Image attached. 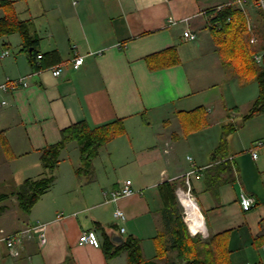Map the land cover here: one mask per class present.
Returning a JSON list of instances; mask_svg holds the SVG:
<instances>
[{
	"label": "crops",
	"instance_id": "1",
	"mask_svg": "<svg viewBox=\"0 0 264 264\" xmlns=\"http://www.w3.org/2000/svg\"><path fill=\"white\" fill-rule=\"evenodd\" d=\"M11 1L18 19L27 22L37 57L52 54L56 60L46 58V66L34 70L28 58L32 49L23 51L18 34L0 40V84L7 79L26 82L0 94L6 101L0 107V198L6 196L0 199V264H128L125 250L105 257V236L115 243L117 238L139 240L143 259L151 260L162 208L158 187L176 182L177 189H185L190 172L197 209L187 212L193 222L200 221L197 235L208 241L222 234L232 251V264H264V113L243 120V128L253 135L247 151L257 141L262 143L255 159L251 152L236 157L247 146L238 140L229 146L232 133L213 134L218 117L231 121V110L239 109L237 101L245 100L242 105L248 108L259 91L255 82L256 93L247 99L237 83L226 80L233 72L223 66L209 32L211 11L236 0ZM237 7L252 26L257 44L254 30L259 28L260 36L261 11L253 3ZM185 32L195 39H185ZM5 52L8 55L1 57ZM77 57L83 61L75 69ZM55 67L62 68L58 77L50 72ZM203 109L219 114L211 119L212 127L196 122L205 130L186 135L182 118ZM81 122L91 129L112 124L122 130L93 160L106 164L101 171L105 175L99 176L94 168L92 183L78 185L80 147L72 142L77 146V166L66 164L64 160L76 156L69 143L51 170L52 184L24 212L18 202L23 183L50 176L42 165L43 150L58 144L61 132ZM222 139L225 144L215 158ZM125 181L131 182L134 193L109 201L110 192ZM240 196L254 200L251 210L242 209ZM116 209L125 214V222L114 219ZM89 231L96 233L98 248L79 242ZM244 251L251 252L253 261L243 256Z\"/></svg>",
	"mask_w": 264,
	"mask_h": 264
},
{
	"label": "trees",
	"instance_id": "2",
	"mask_svg": "<svg viewBox=\"0 0 264 264\" xmlns=\"http://www.w3.org/2000/svg\"><path fill=\"white\" fill-rule=\"evenodd\" d=\"M259 14L262 27L260 36L259 28L254 30L259 40L255 45L249 42L250 33L247 30V19L242 10L234 3L212 10L209 20V32L223 66L226 69L232 68L234 74L239 72L253 74V80L258 85V96L243 117L244 121L264 113V52L261 65H257L253 59V55L259 51H264V19L262 13ZM13 34L20 36L23 51L28 52L32 49L28 58L34 70L43 69L46 66V58L54 56V60H56V55L46 54L41 56L42 64L40 65V60H36L35 41L29 36L27 22L18 19L11 0H0V40ZM235 65L240 66V70H237ZM237 75L240 76V74ZM226 127L228 126H224V128ZM121 131L120 126L112 124L98 129H91L85 122L73 125L61 132V141L58 144L43 150L41 155L43 168L54 170L59 162L60 150L72 142L77 143L80 147L82 167L89 168L97 157L99 148ZM228 132H235V128H230ZM225 136L227 134L223 131V137ZM224 144L225 139H222L213 154L215 158L220 154ZM81 174L82 171L77 169L76 175L79 177ZM52 182V176H45L36 181L26 180L18 194L20 208L24 212H29L39 197L48 190ZM176 187V182H163L158 187L162 208L159 211L160 219L154 238L156 248L154 258L151 260L143 259L140 242L133 237H127L120 243H115L108 236H105L102 248L107 259H111L125 250L128 264H232L229 258L232 251L222 234L212 236L208 241L201 240L200 235L191 236L189 234L183 220L182 207L176 197ZM5 197L1 196L0 199H5ZM262 240L264 241V237ZM254 243L252 244L254 245Z\"/></svg>",
	"mask_w": 264,
	"mask_h": 264
},
{
	"label": "rangeland",
	"instance_id": "3",
	"mask_svg": "<svg viewBox=\"0 0 264 264\" xmlns=\"http://www.w3.org/2000/svg\"><path fill=\"white\" fill-rule=\"evenodd\" d=\"M250 16H251V18H254L255 15L250 14ZM235 66L238 68L237 70H240L239 69L240 66H237V65H235ZM227 72H229V74H230V72L231 73L233 72L232 76L228 75L226 80L229 78V80H231L232 84L237 83V86L239 87V90L241 91V96L242 97H246L247 99H250L251 97H253L255 95L253 93H256L255 92L256 91V89H255L256 88V83L253 80V77H254L253 74H243L242 72H239L237 74H240V76L237 77V76H235L234 71H233L232 68H228ZM251 93H252V96H251ZM255 99L256 98H254L252 101H254ZM245 102H246L245 100L237 101V103H238L237 104L238 105L237 109L238 108L239 109L238 110H235V109L231 110L232 114H229V117H228L229 119H231V121L229 120L228 122H226V120H224V118H225L224 116H221L220 118L218 117V120H215V121H217L216 123H217V126H219V127L217 129H213V134L215 133L219 137H221V133L223 134V131H225L226 134L228 135L230 133V132H228V130L230 128H233V127L235 128V133H232V135L227 137L228 145L231 146V145H233L232 142L238 140V142L243 141L245 143V145L247 146L246 149H244L243 151H241V152L238 151L237 152L238 154H237L236 157H241V156H243L245 154H248L250 152V149H249V151H247V149H248L250 138L253 136L251 133H248L245 128H243L244 124L248 121V120L246 122L243 121V115L247 112V109L253 103V102H251L250 106H248V108H247V107H243V105H242ZM221 103H223V100L221 101ZM239 105H241V106H239ZM213 107H215L217 109V105H215ZM204 110L205 109L196 110V114H193L195 118L193 117V115L192 116L191 115L190 116H184L182 118V122H183L182 126H183V129H184V132H185L186 135H190V134H194L195 132H199L200 128L196 126V124H197L196 122H199V123L201 122L202 124L205 123L202 127H206V129L212 127L213 124L210 123V121H211V119H215L214 116L216 115V113H212V114L204 113ZM235 111H236V113H234ZM217 115H219V114H217ZM217 115H216V119H217ZM204 117L206 118L207 124H206V121H202V119ZM230 117H232V118H230ZM220 124H222V125H220ZM224 126H228V127L224 128ZM200 130L202 131V130H205V129H200ZM216 130H219V131H216ZM250 134H251V137L249 136ZM254 139H258L259 140V137L254 138ZM69 147L71 148L72 153H74V154L77 153V146L74 143L70 144ZM255 152H257V154H259V150L256 151V149H255ZM76 157H77V155L74 156V157H68L64 161L66 162V164L76 165L77 166L78 157L77 158ZM59 158H58V161L60 162ZM108 159H111V158H108ZM93 162H92V164H91V166L89 168L88 167H86V168L82 167L81 163H80V165H78L79 167L77 169H80L82 171V174L78 177V179L80 181V184H79V181H78V185L83 186V185H88V184L92 183L91 181H93L92 179L95 176V173L93 172L94 168H98L99 173H97V174L99 176L105 175V172H101V171L104 169L103 165H106V164L105 163L102 164V162L100 163V160H97V161L94 162V167H93ZM46 173L48 175H50V176L52 175L51 170H47ZM99 176H98V178H99ZM99 183L100 182H98V184ZM81 193L82 192H80L79 194H81ZM177 199H178V197H177ZM178 203L182 207V205L180 204L179 199H178ZM201 240L205 241V240H207V238H203L201 236ZM243 256L247 257L249 261H253L252 260V256L253 255L251 254L250 251H249V253H248V251H244ZM233 264H235V263H233Z\"/></svg>",
	"mask_w": 264,
	"mask_h": 264
},
{
	"label": "built area",
	"instance_id": "4",
	"mask_svg": "<svg viewBox=\"0 0 264 264\" xmlns=\"http://www.w3.org/2000/svg\"><path fill=\"white\" fill-rule=\"evenodd\" d=\"M249 3H253L257 6V8L261 11L262 15H263V19H264V0H236L234 2L235 5L239 6L240 8H243L245 5L249 4ZM173 23V22H171ZM248 32L251 34L250 37V44H255L257 39L255 37V35L253 34V29L251 25L247 26ZM184 38L188 39V40H194L195 36L192 35L190 32H185L184 33ZM8 55L7 52H5L1 57H6ZM41 58V56H38L37 59L39 60ZM254 61L256 64L261 65L262 63V55H255L253 57ZM83 58L82 57H77L74 60V68L76 69L78 66H80L82 64ZM51 74L54 77H58L61 75L62 73V68L61 67H55L50 69ZM19 86H26V82L24 81V79H18L16 81H11V80H6L5 82L0 84V94L2 93H7V92H11L13 90H15L16 88H18ZM6 105V101L4 100H0V107L1 106H5ZM262 143L261 142H256L254 147L250 150L252 157L255 159L256 158V152L255 149L258 147H261ZM193 172L188 173L185 176V183L186 186L185 189H176V197H178L179 201L181 198V195H185V197H188L191 201H193L195 203V200L191 194V188L189 186V176L192 174ZM196 178H199V175L196 176ZM133 190L131 188V182L130 181H125L122 185V187L119 190H115L110 192L109 194V201H117L119 198H123V197H128L131 196L133 194ZM181 204V202H180ZM240 204L241 207L244 211H249L251 210V208L253 207L254 204V200L250 197H245V196H240ZM182 205V204H181ZM183 209V220L185 222V224L188 227V230L190 232L191 235L195 236L197 234H199V228H198V224H193L192 227H190L187 223V218H188V213L187 211L184 209V207L182 206ZM114 219L119 221V222H125L126 221V216L125 214L119 210L116 209L113 213ZM39 225V223H37ZM121 233L124 232V229L121 228L120 229ZM40 238V242L41 244H43L45 242V238L43 234H40L39 236ZM6 241V245L10 248L12 247L13 243L11 239L5 240ZM79 242L81 243H85V244H89L95 248H98L100 246V242L98 240V237L96 235L95 232L93 231H89V232H85L83 233L80 238H79Z\"/></svg>",
	"mask_w": 264,
	"mask_h": 264
},
{
	"label": "bare ground",
	"instance_id": "5",
	"mask_svg": "<svg viewBox=\"0 0 264 264\" xmlns=\"http://www.w3.org/2000/svg\"><path fill=\"white\" fill-rule=\"evenodd\" d=\"M181 196H184L185 197V195H181ZM187 199H185V198H183V199H181L180 198V202H182L183 204H184V209L186 210V211H190V210H192L193 209V207L195 206L196 207V209H197V206H196V204L193 202V201H191L188 197H186ZM188 213V218H187V223H188V225L190 226V227H192L193 226V224H198L199 226H200V228H201V230H202V227H201V224H200V221H198V220H196V221H192V219H191V216H192V213H190V212H187Z\"/></svg>",
	"mask_w": 264,
	"mask_h": 264
},
{
	"label": "water",
	"instance_id": "6",
	"mask_svg": "<svg viewBox=\"0 0 264 264\" xmlns=\"http://www.w3.org/2000/svg\"><path fill=\"white\" fill-rule=\"evenodd\" d=\"M115 241H116L117 243H120L122 240H121V238H117Z\"/></svg>",
	"mask_w": 264,
	"mask_h": 264
}]
</instances>
